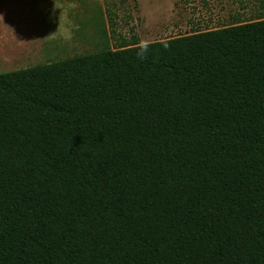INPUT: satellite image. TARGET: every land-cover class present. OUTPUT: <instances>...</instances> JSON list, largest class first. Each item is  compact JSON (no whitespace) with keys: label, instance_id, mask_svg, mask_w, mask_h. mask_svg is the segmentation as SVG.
Returning a JSON list of instances; mask_svg holds the SVG:
<instances>
[{"label":"trees","instance_id":"16d2710c","mask_svg":"<svg viewBox=\"0 0 264 264\" xmlns=\"http://www.w3.org/2000/svg\"><path fill=\"white\" fill-rule=\"evenodd\" d=\"M0 73V264H264V18Z\"/></svg>","mask_w":264,"mask_h":264},{"label":"rangeland","instance_id":"374dc122","mask_svg":"<svg viewBox=\"0 0 264 264\" xmlns=\"http://www.w3.org/2000/svg\"><path fill=\"white\" fill-rule=\"evenodd\" d=\"M186 2V5H185ZM181 0H0V73L202 30V8ZM255 19V18H254ZM220 25V24H219Z\"/></svg>","mask_w":264,"mask_h":264},{"label":"crops","instance_id":"0c3cea01","mask_svg":"<svg viewBox=\"0 0 264 264\" xmlns=\"http://www.w3.org/2000/svg\"><path fill=\"white\" fill-rule=\"evenodd\" d=\"M184 4L190 0H181ZM189 6L202 8L199 15L209 24L203 30L216 29L235 23H245L264 18V0H191ZM186 5V2H185ZM255 18V19H254ZM220 24V25H219Z\"/></svg>","mask_w":264,"mask_h":264}]
</instances>
